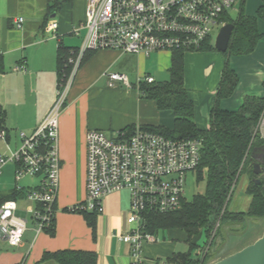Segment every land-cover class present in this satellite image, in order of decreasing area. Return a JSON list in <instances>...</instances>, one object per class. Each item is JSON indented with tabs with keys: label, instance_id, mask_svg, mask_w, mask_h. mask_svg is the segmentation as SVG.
I'll return each mask as SVG.
<instances>
[{
	"label": "crops",
	"instance_id": "obj_1",
	"mask_svg": "<svg viewBox=\"0 0 264 264\" xmlns=\"http://www.w3.org/2000/svg\"><path fill=\"white\" fill-rule=\"evenodd\" d=\"M59 1L61 8L49 12L48 0H0V106L5 111L6 134L4 139L0 138V154L16 149L20 143L19 133H32L52 107L57 93L58 45L74 49L82 44L73 43V36H78L73 28L83 24L86 0ZM240 5L246 15L257 17L258 31L263 33L251 53L228 58L217 50L184 54V87L194 103V122L200 129L210 127L226 61L237 74L238 83L230 97L220 100L222 109L238 110L247 95L264 98V10L263 17L257 15L258 9L264 7V0H241L238 10ZM19 17L23 18L20 26L16 23ZM54 22L56 32L51 28ZM170 57L171 54L165 57L163 51L147 56L108 49L86 53L74 72L59 117L60 170L54 202V234L36 231L31 216L37 204L27 196H18L13 199L17 205L15 214L27 221L26 230L18 246L12 247L0 239V264H58L53 260L40 262V259L46 251L63 249L94 251L96 264H131L130 247L118 238L129 230L127 190L124 201V190L102 199L103 211L96 212L94 236L83 215L68 209L85 200V134L88 130H100L113 136L132 126L172 129L173 112L158 109L155 101L139 91V86L147 83L141 80L145 76L153 77L154 83L166 81L156 80L155 72L169 74ZM111 72L124 74L127 83L115 80L113 86H109ZM16 170L14 163L3 166L0 199L9 197L18 186L26 191L39 184V177L28 174L17 180ZM21 208L28 218L19 215ZM159 232L154 235V242L143 244L146 264H163L161 258L164 260L175 252L178 243L166 240L163 233L159 236Z\"/></svg>",
	"mask_w": 264,
	"mask_h": 264
},
{
	"label": "built area",
	"instance_id": "obj_2",
	"mask_svg": "<svg viewBox=\"0 0 264 264\" xmlns=\"http://www.w3.org/2000/svg\"><path fill=\"white\" fill-rule=\"evenodd\" d=\"M240 1L86 0L82 24L86 34L82 44L72 49L67 58L70 70L57 82L52 107L32 133H19L16 149L0 154V174L4 165L14 163L17 180L26 174L40 178L37 186L26 190V196L37 204L31 216L37 232L48 227L54 218L60 170L59 117L74 72L85 54L104 49L145 56L157 51H197L211 38L213 28L220 29L231 18L229 10L238 11ZM22 22V17L17 18L18 26ZM51 28L56 32L57 23H52ZM79 30L77 26L73 28L75 34ZM108 77L109 86L115 80L127 83V77L121 73L111 72ZM141 80L152 83L154 78L145 76ZM256 131L264 139V109ZM5 135L0 130V138ZM201 146L200 139H173L140 126L131 132L119 130L113 136L90 129L85 134L86 196L70 209L100 213L105 196L127 190L129 230L118 238L129 245L131 264H145L143 244L154 242L155 237L145 231L144 214L167 213L181 207L185 177L198 166ZM16 208L13 199L0 204V239L12 247L21 243L27 224L16 216Z\"/></svg>",
	"mask_w": 264,
	"mask_h": 264
},
{
	"label": "trees",
	"instance_id": "obj_3",
	"mask_svg": "<svg viewBox=\"0 0 264 264\" xmlns=\"http://www.w3.org/2000/svg\"><path fill=\"white\" fill-rule=\"evenodd\" d=\"M48 1L49 12L57 11L62 6L59 0ZM263 8L262 6L258 9L259 17H263ZM226 21L233 24V32L227 51L222 53L227 58L231 55L251 53L263 35L258 31L257 17L246 15L243 5H240L237 16L228 18ZM71 50L70 47L61 43L58 45L57 82L62 81L63 77L69 73L70 66L66 61ZM214 50L216 49L208 38L197 51ZM184 54L182 50L172 51L168 80L139 86L140 93L155 101L158 109H169L173 112L172 129L162 126L142 128L173 139H200L202 141L200 162L194 171L197 177L202 179L203 170H206L205 191L202 194L193 195L191 200L184 199L178 210L167 213L146 212L144 223L145 231L153 235L159 231L172 229H179L184 233V240L188 243L189 250L173 252L163 260V264H210L224 256L218 257L217 253L211 252L199 254L198 251L193 255L192 249L198 246L195 242H191L194 237L204 234L205 242L215 237L218 227L214 234L212 231L217 222L219 226L224 223L241 224L250 218H264V175H256L252 171V165L258 162L256 156L264 151V139L260 138L256 131L264 109V98L247 95L238 110L222 109L219 106L220 100L230 97L238 83L237 74L226 61L211 112L210 127L205 130L198 128L194 122V103L184 87ZM1 66L0 62V69ZM4 121L5 111L0 106V130H5ZM133 129L134 126L124 128L129 132ZM246 168L249 171V182L246 187V192L250 196L248 208L246 211L229 212L227 206L231 190ZM257 179H260L258 183ZM26 193L25 190H14L9 197L1 198L0 204L7 199L26 196ZM74 211L83 215L94 236L96 212ZM44 231L50 235L54 234V218ZM213 242L214 240H211V245ZM49 260L58 264H96L97 255L90 250L63 249L44 252L40 262Z\"/></svg>",
	"mask_w": 264,
	"mask_h": 264
},
{
	"label": "rangeland",
	"instance_id": "obj_4",
	"mask_svg": "<svg viewBox=\"0 0 264 264\" xmlns=\"http://www.w3.org/2000/svg\"><path fill=\"white\" fill-rule=\"evenodd\" d=\"M238 11H228V14L231 18H235L237 16ZM77 27L80 28L78 32V36H73L75 39L73 43L76 42L77 45H80L83 41V38L86 34V29L82 28V25L79 23ZM219 31V27H215L212 30V35L210 38V43L214 44V39ZM165 57L170 56V52L163 51ZM151 59L155 60L156 58L151 57ZM164 73L155 72L156 80H168L169 74L166 71ZM86 154V148H85ZM263 166V165H262ZM206 170H203V178L199 179L197 177L196 171L188 172L185 177L184 183V197L187 200H191L193 195L202 194L205 191L206 186ZM249 182V171L244 169L241 176L239 177L238 182L231 190L230 200L227 206V210L229 212H238V211H246L250 202V196L246 192V187ZM127 191H122V199L124 201ZM19 215L22 217L28 218V214L21 208ZM31 225V224H29ZM218 227V232L216 236L212 237L215 239H208L205 242L206 238L204 234L200 236L194 237L191 242H195L198 246L192 249V254L195 255L198 251L199 254H206L207 252L217 253L216 256L222 257L229 255L246 245L255 241L258 237L261 236L264 229V218H250L241 224H220L218 226V222L215 224V227L212 231V234L216 231ZM165 235L166 240L173 239L174 242L178 243L175 252H185L189 250V245L183 238L185 239L184 233L179 229L172 230H163L159 232V236ZM161 238V237H160ZM162 239V238H161ZM159 240L160 242L162 240ZM211 240H214L211 245ZM161 263H163V259L161 258ZM146 264V263H145Z\"/></svg>",
	"mask_w": 264,
	"mask_h": 264
},
{
	"label": "water",
	"instance_id": "obj_5",
	"mask_svg": "<svg viewBox=\"0 0 264 264\" xmlns=\"http://www.w3.org/2000/svg\"><path fill=\"white\" fill-rule=\"evenodd\" d=\"M232 32L233 24L230 22L224 23L219 29L213 44L217 51H227ZM252 171L256 175H264V167L259 162L252 165ZM259 181L256 180L257 183ZM210 264H264V229L261 236L252 243Z\"/></svg>",
	"mask_w": 264,
	"mask_h": 264
},
{
	"label": "flooded vegetation",
	"instance_id": "obj_6",
	"mask_svg": "<svg viewBox=\"0 0 264 264\" xmlns=\"http://www.w3.org/2000/svg\"><path fill=\"white\" fill-rule=\"evenodd\" d=\"M256 159H257L258 162L262 163L263 164V167H264V151L260 152L256 156Z\"/></svg>",
	"mask_w": 264,
	"mask_h": 264
}]
</instances>
